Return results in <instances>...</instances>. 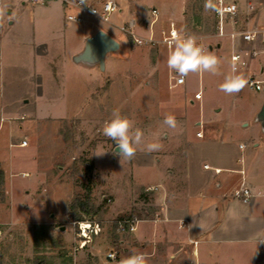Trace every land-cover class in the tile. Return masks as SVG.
Returning <instances> with one entry per match:
<instances>
[{
    "label": "rangeland",
    "instance_id": "rangeland-1",
    "mask_svg": "<svg viewBox=\"0 0 264 264\" xmlns=\"http://www.w3.org/2000/svg\"><path fill=\"white\" fill-rule=\"evenodd\" d=\"M102 1L93 0L95 5ZM117 1L122 12L112 14L113 23L91 16L82 23L68 21L71 10L64 8L54 30L40 24L34 33L30 23L29 29L16 31L20 43L5 45L7 39L0 40V264H121L133 252L144 253L148 264H175L171 254L177 255L178 264H203V252L196 258L192 246L172 238L175 228L161 225L162 199L155 187L159 162L172 168L173 155L184 153L185 137H195L199 120L237 134L242 119L250 121L251 102L264 90L247 85L234 95L220 91L228 70L221 84L204 72L201 78L190 73L186 83L177 86L175 73L167 67L168 46L135 44L116 26L124 24L149 36L145 26L153 22L159 37L160 29L173 22L202 45L215 46L214 12L205 11V0H184V15L179 16L174 12L182 0ZM153 9L159 11L156 20ZM1 17L11 20L4 11ZM98 25L121 42L117 51L107 54L105 70L76 63L71 55L86 30ZM45 38L55 39L56 48L61 44V57L51 61L37 54V43ZM221 41L222 49L216 51L220 63L229 43ZM199 88L201 100L195 99ZM114 109L133 121L146 142L161 133L163 148L147 153L141 145L131 160L113 155L115 143L102 128ZM168 114L176 117L178 130L162 124ZM23 140L27 146L20 145ZM75 220L102 227L82 249ZM129 220L136 221L135 231ZM179 235L187 242L185 231ZM110 251L117 252L114 262L107 258Z\"/></svg>",
    "mask_w": 264,
    "mask_h": 264
},
{
    "label": "crops",
    "instance_id": "crops-1",
    "mask_svg": "<svg viewBox=\"0 0 264 264\" xmlns=\"http://www.w3.org/2000/svg\"><path fill=\"white\" fill-rule=\"evenodd\" d=\"M89 1L94 3L93 0ZM233 1H236L239 7L236 29L261 27L264 24V0ZM118 4L121 13V3ZM249 4L254 5V11L249 10ZM2 7L5 8L3 11L6 16L11 19L5 22L0 14V40L7 39L4 41L5 45H10L13 41L20 43L16 31L21 30L22 26L29 29L30 23L33 25L34 33L40 24L42 28L46 27L50 31L56 29L61 15L65 13L64 8L66 11L69 9L54 0L45 5H33L29 0H3ZM38 14L41 17L40 21L39 19L37 21ZM174 14L184 15V0ZM128 15L125 16L126 20L130 19ZM152 23L150 26H145V31L149 34L155 33L156 30V26ZM2 25L3 29H1ZM99 30L109 33L100 25L89 28L80 37V44L71 51V55L80 54L84 50L86 40ZM112 36L115 38L114 35ZM54 41L53 38H45L43 42H38L37 54L42 58L49 57L51 61L61 57V44L56 48ZM228 42V55L223 56L218 68L220 74H210L211 79L217 77L213 79L217 84H221L220 77L225 71L231 73L232 43L230 40ZM119 43L121 47V42ZM222 44L221 41L215 46H210V52L216 55V51L222 49ZM242 47L248 65L241 75L247 81L249 78L257 79L264 86V44L254 41ZM35 48L34 44L33 49ZM29 49L32 51L31 48ZM250 49L257 50V55L251 56ZM63 55L67 57L66 48L63 50ZM94 67L96 66L88 65V68ZM199 74L201 78V73ZM199 90L202 91V88ZM263 108L264 93L251 102L250 121L242 119V130L237 134L232 133L228 128L223 131L209 122L199 120L196 124L200 127L196 130L195 137L193 139L185 137L184 153L173 155L172 168H166L167 162H159V166L161 163V167H158L161 172H159L160 181L155 187H158L162 199L161 225L175 228L176 235L174 234L175 237L172 238L181 241L179 243L192 246V254L196 258L203 252V264H264ZM198 132H202V136H198ZM242 183L251 189L252 199L249 203H242L233 194ZM180 231L186 232L187 242L181 240ZM179 256H182V252ZM176 258V254H171V259L178 264L179 259ZM189 264L194 263L190 260Z\"/></svg>",
    "mask_w": 264,
    "mask_h": 264
},
{
    "label": "built area",
    "instance_id": "built-area-1",
    "mask_svg": "<svg viewBox=\"0 0 264 264\" xmlns=\"http://www.w3.org/2000/svg\"><path fill=\"white\" fill-rule=\"evenodd\" d=\"M53 0H29L33 5H45L47 2ZM61 2L65 7L76 10L69 11L67 13L68 21L82 23L85 16H91L94 18H99L100 20L112 23L111 16L113 13L120 10V6L117 0H103L100 5H95L94 3L86 0L87 4H81L80 0H54ZM3 0H0V14L3 13L2 7ZM216 7L219 11H214V37L218 39V42H221L222 39H228L232 43V49L230 53V68L235 65L237 69V74H242V72L247 68L248 61L244 56V44H250L254 41H260L264 44V24L261 27H253L248 29H236L239 20V7L238 3L233 0H214ZM248 8L250 11H254V5L249 4ZM78 11V12H77ZM152 15L157 19L159 11L157 9L152 10ZM122 32L127 33L131 36L133 42L138 45H150L156 46L157 44H162L168 46L166 41L171 38V33L176 30L181 32L173 22L169 24L168 27L160 29L159 37H156L154 33L149 36H140L128 29L125 25L117 26ZM184 34L183 32H181ZM187 35V34H184ZM197 43L199 46H202L206 52H210V46L212 45H202L197 38ZM250 55L256 56L257 50L250 49ZM211 53V52H210ZM217 56V55H215ZM177 77L175 75V84L177 86L184 85L186 83V77L183 84L176 83ZM262 82L254 79H248V86L255 90H263ZM203 93L201 90L195 93V99L201 100ZM198 136H202V132H198ZM20 145L27 146L28 141L23 140ZM219 171V170H216ZM26 175V174H24ZM234 196L239 199L242 203H249L252 199L251 189L245 186L243 183L239 188L234 191ZM130 223V230L135 231L137 226L135 220L127 221ZM74 228L77 230L76 239L78 241V247L80 249L87 246L91 243L94 237L98 236L102 232V227L99 222L91 220H75L73 222ZM183 227L185 224L182 225ZM109 261L114 262L117 260L118 255L116 251H110L107 254Z\"/></svg>",
    "mask_w": 264,
    "mask_h": 264
},
{
    "label": "clouds",
    "instance_id": "clouds-1",
    "mask_svg": "<svg viewBox=\"0 0 264 264\" xmlns=\"http://www.w3.org/2000/svg\"><path fill=\"white\" fill-rule=\"evenodd\" d=\"M80 2L87 4L86 0H80ZM204 9L219 11L214 0H205ZM166 43L170 49L167 67L175 73L177 84H183L185 77L190 73L210 72L213 75L218 73L220 60L199 46L195 35H184L174 30ZM247 84V79L237 74V69L233 65L231 73L225 76L224 82L220 85V91L228 95L238 94ZM162 124L171 130H178L179 127L176 117L171 114L164 117ZM102 134L114 141L113 155L118 156L121 161L134 158L141 145L147 153L157 152L163 148L162 143L159 142L161 133H156L153 141L146 142L144 133L138 128L134 129L133 121L121 115L118 109H114L112 118L104 123ZM121 264H148V257L144 253L133 252L132 255L124 258Z\"/></svg>",
    "mask_w": 264,
    "mask_h": 264
},
{
    "label": "water",
    "instance_id": "water-1",
    "mask_svg": "<svg viewBox=\"0 0 264 264\" xmlns=\"http://www.w3.org/2000/svg\"><path fill=\"white\" fill-rule=\"evenodd\" d=\"M119 48L120 43L116 38L105 30H99L86 40L84 50L76 55L74 60L76 63L98 65L101 70H105L107 54L115 52Z\"/></svg>",
    "mask_w": 264,
    "mask_h": 264
},
{
    "label": "trees",
    "instance_id": "trees-1",
    "mask_svg": "<svg viewBox=\"0 0 264 264\" xmlns=\"http://www.w3.org/2000/svg\"><path fill=\"white\" fill-rule=\"evenodd\" d=\"M3 180H4V174L2 171H0V185L3 183ZM84 209L86 210V207H84Z\"/></svg>",
    "mask_w": 264,
    "mask_h": 264
}]
</instances>
